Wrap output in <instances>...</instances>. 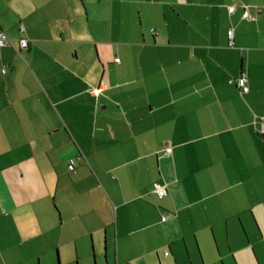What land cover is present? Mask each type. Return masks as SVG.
Masks as SVG:
<instances>
[{"label":"crops","instance_id":"0c3cea01","mask_svg":"<svg viewBox=\"0 0 264 264\" xmlns=\"http://www.w3.org/2000/svg\"><path fill=\"white\" fill-rule=\"evenodd\" d=\"M0 31V264H211L207 232L259 264L264 0H0Z\"/></svg>","mask_w":264,"mask_h":264},{"label":"rangeland","instance_id":"374dc122","mask_svg":"<svg viewBox=\"0 0 264 264\" xmlns=\"http://www.w3.org/2000/svg\"><path fill=\"white\" fill-rule=\"evenodd\" d=\"M246 219V220H245ZM225 223H228V228H229V234L231 235V243H233V245L236 247H246L248 248V246H246V241L244 240L245 238L244 235H242V232L240 230V228H238L239 224L238 221H219L217 223L215 227V231L216 234H218V246H219V250H221V253H224V240L226 239V226ZM240 224L242 225V228L245 230V233L247 235L248 238H250L252 246L254 247V252L256 253V258L258 260L259 264H264V251H263V245H260L261 242H258L257 237H260V227L258 225L257 221H253L251 216H247L243 217V221H240ZM233 232L238 233V240H237V236L234 237ZM207 242L204 245V260L208 263L209 261H211V264H222L221 262L223 261V264H234L233 261L229 258H218V252L216 249V246L214 244V241L211 240L213 239L211 237V235L209 234V232H207ZM259 244V245H258ZM240 256H237V259L241 262V264H251L250 259H252L249 255V252L247 249L244 248V256H241V254H239ZM200 259V258H199ZM93 259L92 258H87L85 260H81V261H77L73 264H93ZM96 264H103L102 263V257H99L98 260L96 261ZM48 264H56V259L54 255H50V261L48 262ZM61 264V263H59Z\"/></svg>","mask_w":264,"mask_h":264},{"label":"built area","instance_id":"2783aa9c","mask_svg":"<svg viewBox=\"0 0 264 264\" xmlns=\"http://www.w3.org/2000/svg\"><path fill=\"white\" fill-rule=\"evenodd\" d=\"M229 11L232 12L233 8L230 7ZM227 37L230 40L229 45H232V30H229L227 32ZM11 43L10 41L6 38V36L0 31V48H5L6 46H10ZM18 45L20 48H25L27 46V41L25 39H20L18 42ZM114 62H118V59H115ZM5 69L1 70V74H5ZM232 83H234L237 87V89L240 91V93L245 94L248 91V87H247V82H246V77L244 74H240L238 76V78H236L234 81H231ZM101 88H94L91 89L90 93L94 96L97 95V93L99 94ZM260 133L264 134V117L260 118ZM170 151L169 149L165 150V154H169ZM75 161L71 160L69 162L68 165V169L69 170H73L72 167H74ZM152 191L153 193L159 198H163L167 195V187L164 184H158V183H154L153 187H152ZM169 216L163 215L161 218V221L164 222ZM164 255H167V253H164Z\"/></svg>","mask_w":264,"mask_h":264}]
</instances>
